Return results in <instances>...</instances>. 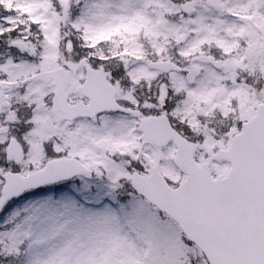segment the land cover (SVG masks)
<instances>
[{"label":"snow or ice","instance_id":"1","mask_svg":"<svg viewBox=\"0 0 264 264\" xmlns=\"http://www.w3.org/2000/svg\"><path fill=\"white\" fill-rule=\"evenodd\" d=\"M0 264H264V0H0Z\"/></svg>","mask_w":264,"mask_h":264}]
</instances>
